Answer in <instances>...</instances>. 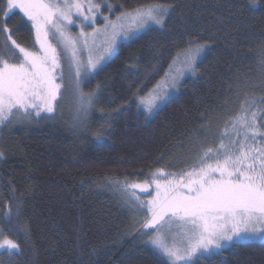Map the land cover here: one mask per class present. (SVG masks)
Here are the masks:
<instances>
[{"label":"trees","instance_id":"obj_1","mask_svg":"<svg viewBox=\"0 0 264 264\" xmlns=\"http://www.w3.org/2000/svg\"><path fill=\"white\" fill-rule=\"evenodd\" d=\"M144 2L174 11L163 28L120 42L85 82L90 91L101 86L87 119L75 123L59 98L53 113L2 125L0 210L20 202L24 233L0 224L20 244L18 254L1 249L0 264H166L148 242L153 232L141 234L146 213L131 208L114 182H143L157 169L190 171L245 107L264 109V0H139L133 7ZM5 5L0 0V21ZM6 23L19 44L35 46L20 9ZM5 39L0 32V47ZM190 41L206 45L197 71L146 116L140 97ZM197 264H264V241L231 245Z\"/></svg>","mask_w":264,"mask_h":264},{"label":"snow or ice","instance_id":"obj_2","mask_svg":"<svg viewBox=\"0 0 264 264\" xmlns=\"http://www.w3.org/2000/svg\"><path fill=\"white\" fill-rule=\"evenodd\" d=\"M17 8L34 29L38 51L12 38L6 19ZM107 8L113 10L111 5ZM171 11L174 8L170 4L148 3L121 12L113 21L103 16L99 4L92 0H6L5 19L0 21V32L6 35L0 47V125L17 117L31 119L42 112L55 111L62 87L57 79L59 76L62 81L64 76L61 53L49 37L61 45L72 74L74 122L80 123L101 88L98 84L95 91L84 92L82 84L111 59L117 38L126 41L153 27L163 28ZM98 13L103 16L104 27L85 32V26L95 24ZM74 23L80 27L75 36L69 30ZM99 37L103 39L98 44ZM205 47L190 41L189 47L169 65L166 79L156 85L154 94L141 97L138 107L151 112L166 94V85L175 88L184 73L195 74L197 59ZM260 102L264 103V98ZM258 120L264 122V109L249 113L245 107L232 125L235 138L227 144L221 140L216 149L203 151L198 167L190 171L169 173L168 178L161 180L157 177L163 175V170L157 169L150 180L114 182L131 208L147 214L141 234L148 235L149 230L154 233L148 236V242L166 258V264H196L200 258L216 255L226 246L264 241V144L256 142L258 136L264 137V132L259 131ZM97 138L102 136L98 133ZM3 155L0 152V157ZM209 159L214 163H208ZM153 186L152 198L140 199L137 191L147 192ZM21 215L17 202L14 208L0 210V224L20 236L24 233ZM173 222L180 225L175 234ZM165 226L166 233L161 231ZM0 237V249L10 254L20 252V244L10 239L3 228Z\"/></svg>","mask_w":264,"mask_h":264},{"label":"rangeland","instance_id":"obj_3","mask_svg":"<svg viewBox=\"0 0 264 264\" xmlns=\"http://www.w3.org/2000/svg\"><path fill=\"white\" fill-rule=\"evenodd\" d=\"M92 2L94 4H99L100 9H101V12L103 13V16H106L110 20H113V21L116 20V17L119 16L121 14V12L131 11V10H133V9L141 6V5L148 4L147 2H144V3L139 4L136 7H133V6H135V5L138 4L139 0H92ZM130 3L131 4L133 3L132 7H129V4ZM107 5H111L112 6V9L113 10L111 12L108 11ZM85 11H87V9H85ZM103 16H101L98 13L97 16H96L95 24L92 25V26H85L84 27V31L87 32V33H91L92 30H93V27H95V28H103L104 27V24H105V21L103 19ZM73 19L75 21L76 20V17H74ZM69 30L73 34V36H75L80 31V27L77 24L74 23L73 26H70V29ZM49 39L51 40V43L57 48V51L61 53V61L60 62H61V68L63 69L64 79L61 81L59 79V76H58L57 82L58 83H61L62 87H61L60 95L57 97V100L59 98L65 99L66 102H67V104H69L70 109H72L73 116H74L75 115V103H74V96H73V92H72V82H71L72 81V74H71V72L69 70L68 64L66 63V61L64 59L63 53L61 52V45L59 43H57V41L55 39H52L51 37H49ZM102 39H103V37H99L97 39V43L99 44ZM131 39L132 38H130V39H128V40L125 41V40H122L120 38H117L114 55L111 57L110 60H112L117 55V52L119 50V43L120 42H124V41L125 42H128ZM200 45H203V44H200ZM186 49H184L183 51H181L179 54H182ZM30 50H32V51H38L39 50V45L38 44H35V46L33 48H31ZM179 54L172 60V62L170 64H172L173 61L178 58ZM203 54H204V52L198 57L197 62L203 56ZM13 62H18V61H13ZM104 64L105 63H103V65ZM175 66L178 68L180 65L177 63ZM168 72H169V66L166 69L165 73L156 81V83L153 85V87L150 89V91L146 95H144L142 97L147 98L150 94H154V90L156 88V85L160 84L162 81H164L166 79L165 74L168 73ZM191 74L192 73H190V72L184 73V75L178 79V82H177L175 88L171 87L170 85H166L165 86V92H166V94H164L163 95V98L157 102V106L155 108H153L151 112H146L143 107H140L141 110L145 113V115L148 116V117H152L159 108H161L169 99H171L174 95H176L178 93V91L180 89V84H181L182 80L186 76L191 75ZM87 81H85V82H87ZM85 82L82 84L83 91L84 92H93V91L88 90L85 87ZM55 104H56V102H55ZM92 105H93V103H92ZM92 105H91V107L88 110L87 116L83 117L82 118V121L85 120V119H87L89 117V115L91 113V110H92ZM41 114H44V113L42 112ZM22 119H24V118L23 117H17L16 119H13V120H20L21 121ZM235 121H236V119L233 121V123ZM233 123L231 124L230 128L225 132V134H224V136L222 138V140L226 144L229 142V139L235 138L234 137L233 128H232ZM1 127H2V125H0V130H1ZM237 128H239V125L238 124H237ZM241 131H242V129H241ZM257 138H259V136ZM256 142H257L258 145L259 144H264V141H256ZM218 145L219 144H216L212 149H216ZM208 163H214V160L213 159H209L208 160ZM167 174H169V173L163 171V175L158 176L157 178L163 180L165 178H168ZM154 194H155V192H154V186L152 188H149L147 190V192H142V191H139V190L137 191V195H139L140 199H142V200L151 199ZM145 215L147 216V214H145ZM165 219H167V217ZM179 230H180L179 222H173V224H172V234H175ZM140 231H142V232L144 231L143 228H142V225L140 227ZM161 231L166 233L167 232V226H165L163 229H161ZM149 232H152V231L149 230ZM153 235H154V233H153ZM256 242H262V241L257 240ZM227 247H229V246H226L225 248H227ZM221 252H219V253H221ZM206 257H209V256L208 255H205L204 257L200 258L196 262V264L199 261H201L202 259L206 258Z\"/></svg>","mask_w":264,"mask_h":264}]
</instances>
